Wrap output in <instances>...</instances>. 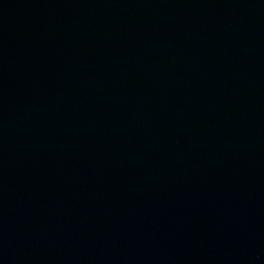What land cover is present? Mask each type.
<instances>
[{"label":"water","instance_id":"water-1","mask_svg":"<svg viewBox=\"0 0 264 264\" xmlns=\"http://www.w3.org/2000/svg\"><path fill=\"white\" fill-rule=\"evenodd\" d=\"M0 264H264V0H0Z\"/></svg>","mask_w":264,"mask_h":264}]
</instances>
